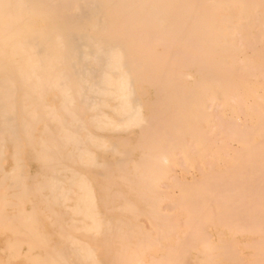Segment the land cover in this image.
<instances>
[{
	"label": "bare ground",
	"instance_id": "obj_1",
	"mask_svg": "<svg viewBox=\"0 0 264 264\" xmlns=\"http://www.w3.org/2000/svg\"><path fill=\"white\" fill-rule=\"evenodd\" d=\"M0 264H264V0H0Z\"/></svg>",
	"mask_w": 264,
	"mask_h": 264
},
{
	"label": "rangeland",
	"instance_id": "obj_2",
	"mask_svg": "<svg viewBox=\"0 0 264 264\" xmlns=\"http://www.w3.org/2000/svg\"><path fill=\"white\" fill-rule=\"evenodd\" d=\"M248 81H249V84H255V80H254L253 77L248 78ZM233 145H234V146L237 145L236 141L233 142ZM178 174H179V173H178ZM165 184H166V183H165ZM163 185H164V184H163ZM163 185H162V186H163ZM162 188H163L164 191H166V188H167V187L165 186V187H162ZM174 191L177 193V190H176V189H175ZM165 206L168 207L169 205L166 204Z\"/></svg>",
	"mask_w": 264,
	"mask_h": 264
}]
</instances>
